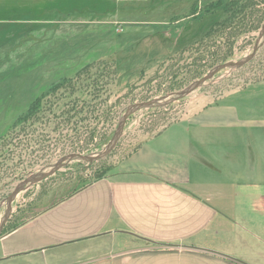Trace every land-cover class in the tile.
<instances>
[{
	"label": "rangeland",
	"instance_id": "1",
	"mask_svg": "<svg viewBox=\"0 0 264 264\" xmlns=\"http://www.w3.org/2000/svg\"><path fill=\"white\" fill-rule=\"evenodd\" d=\"M212 4L218 14L207 16ZM263 25L264 0H0V222L18 184L67 155L102 152L129 106L243 60ZM262 83L264 47L185 99L136 113L110 156L73 162L21 193L3 234L112 173L197 98L225 102Z\"/></svg>",
	"mask_w": 264,
	"mask_h": 264
},
{
	"label": "crops",
	"instance_id": "2",
	"mask_svg": "<svg viewBox=\"0 0 264 264\" xmlns=\"http://www.w3.org/2000/svg\"><path fill=\"white\" fill-rule=\"evenodd\" d=\"M229 95L4 233L0 264H264V83Z\"/></svg>",
	"mask_w": 264,
	"mask_h": 264
},
{
	"label": "water",
	"instance_id": "3",
	"mask_svg": "<svg viewBox=\"0 0 264 264\" xmlns=\"http://www.w3.org/2000/svg\"><path fill=\"white\" fill-rule=\"evenodd\" d=\"M263 47H264V25L261 29L259 39L256 42L253 52L250 55L246 56L243 60H240L238 62L231 61V62L216 66L206 76L192 83L190 86H188L187 88H185L184 90L180 92L173 93L170 96H167L161 99H155V100H151L148 102L137 103L132 106H129L126 112L124 113V115L120 118L118 127L115 131V134L112 140L102 152L96 155H83L79 153L67 155L63 157L62 159H60L55 164H53L47 171H41L36 174H33L29 178H27L25 181L18 184L16 188L14 189V191L11 193V195L7 198L6 214L0 222V237L3 235V230L7 222L10 220L12 216L13 204L15 203L16 199L21 193L49 179L50 177L55 176L59 171H61L63 168L67 167L69 164L73 162L94 164L96 162H99L107 158L113 153V151L117 147L119 141L121 140L124 134L125 127L128 123V120L133 115H135L136 113L142 110L167 107L171 104H174L178 101L185 99L186 97H188L195 91L203 88L208 82L212 81L220 72L224 70H237V69L243 68L244 66H246L248 63H250L257 57V55L259 54V52L262 50Z\"/></svg>",
	"mask_w": 264,
	"mask_h": 264
},
{
	"label": "trees",
	"instance_id": "4",
	"mask_svg": "<svg viewBox=\"0 0 264 264\" xmlns=\"http://www.w3.org/2000/svg\"><path fill=\"white\" fill-rule=\"evenodd\" d=\"M211 1H213V0H211ZM210 9H214V5L212 4V5H208L207 6V8H206V11L205 12H207L206 14H207V16H210V15H217L218 13L217 12H215V11H213V10H210ZM196 13H198V11H194L193 13H192V15H194V14H196ZM217 25V26H216ZM214 27V29H211L209 32H208V34H214L215 32H217L218 30H219V27L221 26V25H219V24H216ZM221 28V27H220ZM216 34V33H215ZM214 34V35H215ZM63 82H65V81H63ZM67 82V81H66ZM49 105L51 106V110L52 109H54L55 107H56V104H50L49 103ZM36 108V107H35ZM35 108L33 109V111H32V113L34 112V110H35ZM32 113L30 114V116L32 115ZM29 120V119H28ZM25 123V122H27V121H23L22 120V123ZM108 175V174H107ZM106 174L105 175H103L101 178H98L97 180H99V179H102V178H105L106 176H107ZM97 180H95V181H97ZM93 182V181H92ZM75 193V192H74ZM55 205V204H54ZM25 221H27V220H25ZM24 221V222H25ZM24 222H22L21 224H23ZM21 224H19V225H17L16 227H18V226H20ZM15 227V228H16Z\"/></svg>",
	"mask_w": 264,
	"mask_h": 264
}]
</instances>
